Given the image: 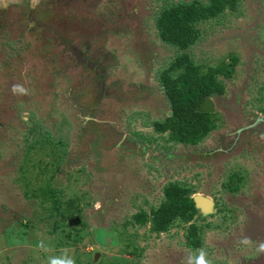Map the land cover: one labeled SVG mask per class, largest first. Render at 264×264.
Returning <instances> with one entry per match:
<instances>
[{"label":"rangeland","instance_id":"rangeland-1","mask_svg":"<svg viewBox=\"0 0 264 264\" xmlns=\"http://www.w3.org/2000/svg\"><path fill=\"white\" fill-rule=\"evenodd\" d=\"M166 3L17 0L2 10L0 264L65 252L75 264H187L199 249L212 264H264V137L242 134L255 140L251 153L244 141L231 147L247 119L264 118V0L198 25L186 51L194 64L237 61L232 78L218 77L224 93L208 97L214 127L197 145L152 127L170 112L159 74L180 54L155 29ZM169 183L210 198L213 213L160 234L133 222ZM72 216L79 226H68ZM190 224L199 248L186 245Z\"/></svg>","mask_w":264,"mask_h":264},{"label":"trees","instance_id":"trees-1","mask_svg":"<svg viewBox=\"0 0 264 264\" xmlns=\"http://www.w3.org/2000/svg\"><path fill=\"white\" fill-rule=\"evenodd\" d=\"M165 1L167 3L154 17L155 29L161 43L177 49L180 54L158 77L172 115L162 122H154L152 127L158 134L167 133L171 142L197 145L214 127V118L202 112L200 105L206 98L224 93V85L218 77L232 78L237 59L231 57L228 64L204 69L194 64L186 51L200 39L199 24L214 20L227 10L236 11L239 0ZM162 192L163 199L157 208H151L149 213L139 211L132 221L149 225L151 233L160 234L167 232L175 221L190 223L198 215L192 200L195 192L191 188L169 183L163 186ZM185 238L189 247H200L195 224L186 228Z\"/></svg>","mask_w":264,"mask_h":264},{"label":"water","instance_id":"water-1","mask_svg":"<svg viewBox=\"0 0 264 264\" xmlns=\"http://www.w3.org/2000/svg\"><path fill=\"white\" fill-rule=\"evenodd\" d=\"M40 1L42 0H29L31 7H34L35 5L39 4ZM16 2L17 0H0V9H6L8 4H14ZM200 110L206 113L213 111L212 102L209 98H206L203 101V103L200 105ZM171 115H172V112H169L168 116H171ZM257 121H262V119L258 118ZM240 131L242 130L241 129L237 130V133H239ZM192 200H193L195 208L201 213L202 216L210 215L213 213L214 202L210 198L200 195V194H195L192 196ZM80 223H81V219L78 216H72L71 218H69L67 222L69 227L79 226ZM98 257H99V254L96 253L94 256V260L96 261Z\"/></svg>","mask_w":264,"mask_h":264},{"label":"clouds","instance_id":"clouds-1","mask_svg":"<svg viewBox=\"0 0 264 264\" xmlns=\"http://www.w3.org/2000/svg\"><path fill=\"white\" fill-rule=\"evenodd\" d=\"M17 88H19V86H14L13 91L15 92ZM20 91L23 92L24 90L20 88ZM238 243L247 245L251 243L250 237L243 236ZM38 247L45 249V245L42 241ZM259 251L264 252V242L259 243ZM47 264H75V260L71 255L65 252L59 256H49ZM187 264H212V261L208 258L207 252L204 249H199L197 250V254L189 257Z\"/></svg>","mask_w":264,"mask_h":264},{"label":"flooded vegetation","instance_id":"flooded-vegetation-1","mask_svg":"<svg viewBox=\"0 0 264 264\" xmlns=\"http://www.w3.org/2000/svg\"><path fill=\"white\" fill-rule=\"evenodd\" d=\"M7 9V8H6ZM6 9H0V14L2 13V12H4V11H2V10H6ZM84 53V52H83ZM258 118H261L262 119V121H264V118H262V117H253V118H249V119H247V125L245 126L246 128H244L242 131H240L239 133H237V131L236 132H234V136L236 137L235 138V140L234 141H232V145H231V147H232V150L235 148V146L238 144H240V143H242L243 141L245 142V144H244V146L246 147V148H249L248 149V153H251V152H253L254 150H253V146L252 145H254L255 144V140H252V141H250L249 139H247V138H244V137H242V138H240L241 136H242V134L244 133V132H253L254 134H256V136L258 137V140H260V138H262V137H264V122H262V121H257L258 120ZM256 126H258L260 129H258V130H256L255 129V127ZM238 130V129H237ZM236 139H237V144H236ZM203 140V139H202ZM235 145V146H234ZM226 150H231V148H228V149H226ZM226 150H220L221 152H225ZM263 151H264V149H263ZM263 154V153H262Z\"/></svg>","mask_w":264,"mask_h":264}]
</instances>
